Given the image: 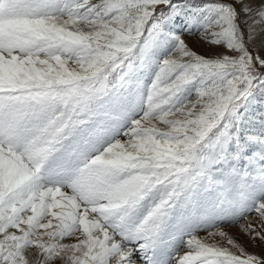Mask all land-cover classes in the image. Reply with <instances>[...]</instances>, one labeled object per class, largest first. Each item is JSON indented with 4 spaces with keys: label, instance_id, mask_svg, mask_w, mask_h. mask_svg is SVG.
<instances>
[{
    "label": "snow or ice",
    "instance_id": "obj_1",
    "mask_svg": "<svg viewBox=\"0 0 264 264\" xmlns=\"http://www.w3.org/2000/svg\"><path fill=\"white\" fill-rule=\"evenodd\" d=\"M0 264H264V0H0Z\"/></svg>",
    "mask_w": 264,
    "mask_h": 264
},
{
    "label": "rangeland",
    "instance_id": "obj_2",
    "mask_svg": "<svg viewBox=\"0 0 264 264\" xmlns=\"http://www.w3.org/2000/svg\"><path fill=\"white\" fill-rule=\"evenodd\" d=\"M184 38L186 39V41L189 42L190 45L195 46L198 51L199 50H202L201 49L202 48V45L197 44L198 37L186 35ZM232 231L235 232L236 230L235 229H232ZM200 235L203 236L204 233H200ZM240 239L242 240L243 243H245V245L248 247V250L250 252H259V251H261L260 241H257L256 242V244H257L256 247H252V245L249 244L248 239L246 237L241 236Z\"/></svg>",
    "mask_w": 264,
    "mask_h": 264
},
{
    "label": "bare ground",
    "instance_id": "obj_3",
    "mask_svg": "<svg viewBox=\"0 0 264 264\" xmlns=\"http://www.w3.org/2000/svg\"><path fill=\"white\" fill-rule=\"evenodd\" d=\"M203 50V48H201Z\"/></svg>",
    "mask_w": 264,
    "mask_h": 264
}]
</instances>
